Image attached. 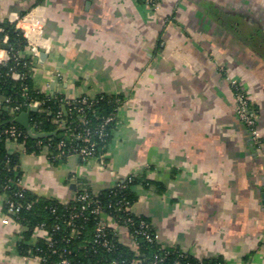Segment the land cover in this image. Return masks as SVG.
<instances>
[{
    "label": "crops",
    "instance_id": "1",
    "mask_svg": "<svg viewBox=\"0 0 264 264\" xmlns=\"http://www.w3.org/2000/svg\"><path fill=\"white\" fill-rule=\"evenodd\" d=\"M156 2L0 0V26L26 40L35 89L122 99L100 159L52 160L12 140L6 150L37 197L67 202L136 175L147 183L130 186L133 211L163 243L198 260L264 264V0ZM233 83L257 137L238 118ZM25 231L0 192V264L40 263L19 254Z\"/></svg>",
    "mask_w": 264,
    "mask_h": 264
},
{
    "label": "trees",
    "instance_id": "2",
    "mask_svg": "<svg viewBox=\"0 0 264 264\" xmlns=\"http://www.w3.org/2000/svg\"><path fill=\"white\" fill-rule=\"evenodd\" d=\"M0 27L2 28L0 43L6 35L10 54L6 64L0 66V96L9 100L0 109V192L23 206L14 217L26 229L23 238L17 243L19 254L38 257L39 264H110L111 260L124 261L123 264L133 260H138L137 264H173L176 260L181 264H222L217 258L198 260L189 253L182 256L180 254L182 250L177 246L162 247L146 241L141 235L136 237L137 245L125 244L119 237L110 236L113 245L111 250L94 241L98 223L110 233L112 230L105 222L100 221V213L90 212L91 206L81 209L85 203L77 199V196L84 192L90 196L95 195L94 200L102 206L104 213L112 217L117 224H122L123 219L129 215L116 211L109 205L122 199L133 205L134 195L130 191V186L137 182L146 184L147 180H142V177L131 175L121 184L99 193L79 189L75 193V198L67 202L37 197L15 185V181L21 178L19 156L18 153H8L6 150L5 143L9 139L4 131L7 128L15 126L22 132L17 143L23 145L27 152L38 153L45 148L52 160L60 158L63 160L67 157L68 151L88 145L75 134L90 131L93 152L101 158L115 129L117 111L122 99L115 95L98 94L87 104L74 100L66 104L63 96H49L35 89L30 57L25 54L16 59L15 56L17 51L22 52L26 48L25 38L13 24L2 23ZM13 70L21 73L22 78L12 79L10 73ZM30 101L40 102L38 109L32 112L29 118L34 134H41L38 137L29 135L22 126L13 122L16 115L27 109L26 104ZM63 103L66 111L63 116L65 122L58 124L55 120ZM5 106L9 108L20 106V111L11 112ZM79 107H83L82 111L77 110ZM108 118L111 120L106 121ZM100 132H103L102 136L99 135ZM60 142H63L64 146L58 149ZM61 149L66 152L63 156L58 155ZM18 191L22 196L17 194ZM28 203L30 207L25 208ZM131 217L134 222L130 228L136 229L138 222L143 220L149 224L148 233H154L148 219L136 213ZM42 225L46 234L44 237L33 239L34 231Z\"/></svg>",
    "mask_w": 264,
    "mask_h": 264
},
{
    "label": "built area",
    "instance_id": "3",
    "mask_svg": "<svg viewBox=\"0 0 264 264\" xmlns=\"http://www.w3.org/2000/svg\"><path fill=\"white\" fill-rule=\"evenodd\" d=\"M144 3H146L152 10L157 9V2L156 0H142ZM0 32H2V28H0ZM1 44H7L8 45V37L5 35L2 38V41L0 43V66L5 65L6 62L10 59V54L8 50L3 49L1 47ZM27 48L24 49V51H17L15 56L16 59L19 57H23L27 53ZM32 53H37L35 48H31ZM11 78L14 80H19L22 78V74L19 73L18 71H11L10 73ZM233 85L236 87V84L233 83ZM93 97H87V96H82L76 99H68L64 97V103H68L70 100H74L77 102H80L81 104H87L90 99ZM236 100H237V113H238V118L240 121H242L248 128L251 130V133L253 137H257V131L254 129V124H255V118L253 111L249 107L248 101L245 98L244 94L239 90V88L236 87ZM8 99H4V103H8ZM64 103L61 106V110L58 113V117L56 118L55 122L58 124H62L65 122L64 115L66 113L64 109ZM40 105V102L38 101H30L29 103L26 104L27 108H30L32 106H36L37 109ZM6 109H8V106H5ZM83 107H79L77 110L82 111ZM11 112H19L20 111V106H14L12 108H9ZM111 120V118H108L106 121ZM31 132L34 133L33 128H31ZM4 133L7 134L8 139L12 140L14 142H17V139L22 135V132L15 126H10L7 128ZM100 136L103 135V132L99 133ZM77 138H80L84 143H87L88 145H85L80 148H75L72 151L67 152V156L69 155H77L80 159L83 161H87L89 159H100V156H96L95 153L93 152V143L90 140L91 134L90 131H87L85 133L78 132L75 134ZM62 146H64L63 142H60L58 144V149H60ZM66 152L63 151L62 149L60 150V153L58 154L59 156L65 155ZM15 185H17L20 189H24L22 187L21 183V178L15 181ZM19 196H22L21 192H17ZM95 196V195H94ZM94 196H90L88 193H80L77 196V199L80 201H83L85 204L81 206V209H85L89 206H91L90 212L97 214H101V222H105L107 227L112 230V233L106 230L102 225L98 223V225L95 228V238L94 241L96 243H99L102 247L106 248L107 250H111L113 247L111 237L117 236L120 238L122 241L121 235L125 234L128 240L130 241V244L132 245H137L136 237L138 235L144 236L146 241L150 243H156L161 245L162 247L168 246L165 243H163L159 236L154 232L153 234L148 233V228L149 224L145 221H139L137 228L132 229L130 228V225L132 226L133 224V218L131 217L132 215H135L133 211L132 204H130L129 201L122 199L120 201L114 202V204H110L109 207H113L116 211H120L122 213H126V215H129L125 219H123L122 224H117V222H114V219L107 214L104 213L102 206L98 203V201L94 200ZM75 198V197H74ZM5 205H6V213L12 217H16L18 212L21 210L23 207L21 204L16 203L9 199L8 197L5 196ZM30 204H26L25 208H29ZM74 215L71 216L73 218ZM41 231H44L43 225L38 229ZM110 234V235H109ZM111 236V237H110ZM123 242V241H122ZM182 256H185L187 252L182 251L180 253ZM139 261L138 260H133L132 262L128 264H137ZM65 263H68V261H65ZM124 261L119 262L118 260H111L110 264H123ZM173 264H181L179 261H175Z\"/></svg>",
    "mask_w": 264,
    "mask_h": 264
},
{
    "label": "water",
    "instance_id": "4",
    "mask_svg": "<svg viewBox=\"0 0 264 264\" xmlns=\"http://www.w3.org/2000/svg\"><path fill=\"white\" fill-rule=\"evenodd\" d=\"M1 47L6 50L9 49V45L7 44H1ZM36 110L37 107L32 106L30 108H27L25 111L19 113L18 115H16V117L13 118V122L22 126L27 131V133L33 137L41 136V134L32 133L30 129V123H29L30 114Z\"/></svg>",
    "mask_w": 264,
    "mask_h": 264
}]
</instances>
